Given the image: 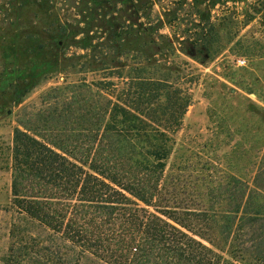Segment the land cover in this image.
I'll use <instances>...</instances> for the list:
<instances>
[{
    "label": "trees",
    "instance_id": "obj_1",
    "mask_svg": "<svg viewBox=\"0 0 264 264\" xmlns=\"http://www.w3.org/2000/svg\"><path fill=\"white\" fill-rule=\"evenodd\" d=\"M223 1L76 0L78 17L49 42L58 49L40 45L28 67L3 66L0 82L17 104L50 74L103 73L48 90L14 129L10 206L46 236H27L25 224L4 264H264L257 175L238 195L202 192L205 176L183 185L165 175L192 99L171 59L202 64L220 53V29L234 23L231 14L214 22ZM72 41L86 52L67 56Z\"/></svg>",
    "mask_w": 264,
    "mask_h": 264
},
{
    "label": "rangeland",
    "instance_id": "obj_2",
    "mask_svg": "<svg viewBox=\"0 0 264 264\" xmlns=\"http://www.w3.org/2000/svg\"><path fill=\"white\" fill-rule=\"evenodd\" d=\"M224 2L213 10L214 22L231 14L234 23L231 33L220 29V53L202 64L185 54L171 57L175 63L172 66L182 71L181 87L192 99L180 130L172 137L165 175L168 179L179 177L183 185L205 176L209 183L199 184L202 192L220 188V192L234 191L238 195L247 182L254 186L256 175L258 184L264 183V0ZM75 3L76 0H0V72L4 65L12 63L17 68L28 67L32 53L40 45L47 51L58 49L56 43L49 42L56 39L52 34L59 24L66 20L71 24L78 17ZM163 32L172 35L168 27ZM71 44L65 49L70 58L74 52H86L75 47L76 42ZM239 58L245 60L244 65H237ZM102 74L94 70L50 74L20 104L10 100L4 82H0V264H4L12 241L22 238L20 230L25 224L27 236H46L42 228L26 222L10 206L14 129L19 127V121L29 118L30 112L43 106L40 96L48 90L82 78L95 82ZM233 177L237 183H231ZM255 230L264 244V218L256 223ZM248 236L244 235L243 240ZM244 246L250 254L257 250L253 241ZM224 256L228 257L226 253ZM79 264L106 263L87 257Z\"/></svg>",
    "mask_w": 264,
    "mask_h": 264
},
{
    "label": "built area",
    "instance_id": "obj_3",
    "mask_svg": "<svg viewBox=\"0 0 264 264\" xmlns=\"http://www.w3.org/2000/svg\"><path fill=\"white\" fill-rule=\"evenodd\" d=\"M245 64V60L243 58H239L237 60V65L241 66V65H244Z\"/></svg>",
    "mask_w": 264,
    "mask_h": 264
}]
</instances>
